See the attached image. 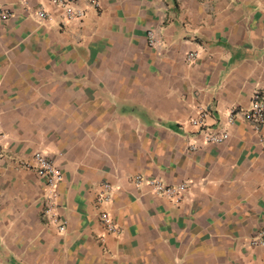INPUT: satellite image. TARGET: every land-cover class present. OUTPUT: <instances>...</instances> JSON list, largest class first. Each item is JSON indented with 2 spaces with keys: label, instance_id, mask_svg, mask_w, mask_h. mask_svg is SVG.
Returning a JSON list of instances; mask_svg holds the SVG:
<instances>
[{
  "label": "crops",
  "instance_id": "0c3cea01",
  "mask_svg": "<svg viewBox=\"0 0 264 264\" xmlns=\"http://www.w3.org/2000/svg\"><path fill=\"white\" fill-rule=\"evenodd\" d=\"M72 1L84 16L62 24L49 0H0V264H264V129L229 120L264 98V0ZM203 110L226 142L189 124ZM37 152L63 175L65 234ZM137 175L189 191L175 205Z\"/></svg>",
  "mask_w": 264,
  "mask_h": 264
},
{
  "label": "built area",
  "instance_id": "2783aa9c",
  "mask_svg": "<svg viewBox=\"0 0 264 264\" xmlns=\"http://www.w3.org/2000/svg\"><path fill=\"white\" fill-rule=\"evenodd\" d=\"M55 6L63 9L62 24H68L73 21H80L84 16V12L81 9L75 7L72 0H49ZM97 7L96 3L94 4ZM35 17L39 21L50 20L51 16L45 9H39L35 13ZM149 46L153 49H159L162 42L159 35L153 31H149L147 34ZM197 54L190 53L189 60H194ZM209 113L207 111H201L199 116L190 120V125L199 129L204 133V139L206 144H222L229 138V133L225 130H211L207 123ZM242 119L247 122L253 130L260 134L264 129V98L260 93H255L252 97L251 105L246 110H234L229 114V120ZM4 135L0 131V159L3 155ZM260 143L264 146V138L260 137ZM192 149L196 150L198 147L193 145ZM35 165H27L28 169L37 172L46 181L48 198L45 206L44 217L47 222L54 225L59 234H65L67 232V222L64 221L58 210V197L59 187L63 182V175L57 169L52 160L49 159L42 152H37L34 155ZM133 183L138 188H146L149 192L155 196L167 198L171 203L180 205L184 196L189 191L188 184H180L176 186H170L165 184L162 180L149 178L146 179L141 175H137L133 178ZM113 198V187L110 184H105L102 193L97 198L98 205H104L110 203ZM100 218L102 224L105 226L107 232L111 234L120 235L121 229L116 224L111 214L105 210L101 211ZM251 245L253 247L264 248V232H262L257 238H255Z\"/></svg>",
  "mask_w": 264,
  "mask_h": 264
}]
</instances>
